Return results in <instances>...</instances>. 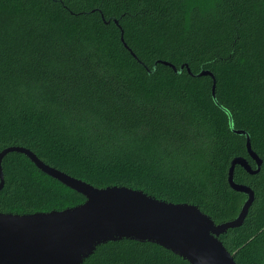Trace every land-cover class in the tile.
I'll return each mask as SVG.
<instances>
[{
	"label": "trees",
	"instance_id": "16d2710c",
	"mask_svg": "<svg viewBox=\"0 0 264 264\" xmlns=\"http://www.w3.org/2000/svg\"><path fill=\"white\" fill-rule=\"evenodd\" d=\"M158 60L184 69L149 72ZM203 69L263 159L258 174L236 167L256 198L243 225L220 237L238 264H264V0H0V151L22 145L95 186L140 188L197 204L218 223L233 219L247 196L230 187L231 160L255 161L214 101L213 78L196 75ZM3 168L0 211L85 200L23 153ZM83 264L191 263L123 239Z\"/></svg>",
	"mask_w": 264,
	"mask_h": 264
},
{
	"label": "water",
	"instance_id": "95a60500",
	"mask_svg": "<svg viewBox=\"0 0 264 264\" xmlns=\"http://www.w3.org/2000/svg\"><path fill=\"white\" fill-rule=\"evenodd\" d=\"M122 41L125 43L123 36ZM158 63L178 73L184 69V65L178 69L169 61L158 60L153 69L147 67L148 71L154 72ZM196 75L213 78L214 101L227 113L231 130L245 136L248 154L255 161L253 166L241 155L231 160L230 187L247 196L235 218L218 223L194 203L158 198L127 185L95 186L45 162L30 148L11 145L0 151V191L6 182L3 160L9 153L19 152L85 200L47 211H0V264H83L100 245L123 239L158 244L191 264H238L220 236L243 225L256 194L250 185L236 181L235 171L240 165L248 173L258 174L263 159L253 149L251 134L236 128L232 112L219 102L215 74L203 69Z\"/></svg>",
	"mask_w": 264,
	"mask_h": 264
}]
</instances>
